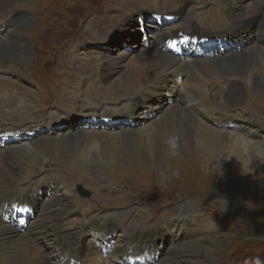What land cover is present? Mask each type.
Instances as JSON below:
<instances>
[{
  "label": "bare ground",
  "instance_id": "1",
  "mask_svg": "<svg viewBox=\"0 0 264 264\" xmlns=\"http://www.w3.org/2000/svg\"><path fill=\"white\" fill-rule=\"evenodd\" d=\"M12 1L0 0V83L9 95H15L14 90L21 87L11 80V75L22 74L16 62L22 55L14 45L31 21L16 11L3 19ZM154 8L149 12L136 8L135 27L123 23L114 36H102V41L90 37L93 42L86 40L83 45V51L101 55L98 69L93 66L97 70L94 80L86 79L91 82L87 93L95 97L97 105L103 99L133 101L134 106L126 113L118 108L91 113L78 106L63 114L39 113V122L27 129L14 122L20 120V110L11 115L8 125L0 119V264H122L130 246L135 250L132 258L144 252L154 257L159 249L152 250L156 246L146 245L141 237L145 238L148 230L142 229L146 222L141 211L137 217L132 207L127 213L102 214L100 205L97 207L101 201H91L89 207L76 205L75 184L89 182L85 172L95 170L89 166L92 163L101 166L94 171L96 175L108 166L126 172L142 171L152 163L165 166L169 158L164 140L176 131L181 136L179 152L192 150L204 165L210 164V171L220 180L234 176L246 182L252 173L264 177V149H260L264 140L259 141L258 135V140L251 141L260 129L264 130V124L244 112L238 114L245 101L236 105L246 95L264 93V0H219L198 22L184 10L160 13L159 6L157 11ZM206 17L225 29L215 32L217 35L238 38L240 49L213 57L204 55L197 43L208 33ZM103 23L107 24L105 20ZM189 35L191 38H187ZM100 44L99 51L92 49ZM114 48L119 53H113ZM239 70L242 72L235 73ZM228 73L232 74L226 76ZM23 92L32 101L22 110L38 109V94L22 88L19 95ZM83 97L90 99L85 93ZM110 112L124 117L111 124L113 117L106 116ZM67 123V129H58L59 124ZM52 162L65 163V172L54 169L47 180L41 170ZM193 165L196 168L198 163ZM7 206L15 211L7 210ZM53 213L57 219L53 221V234H49L43 228ZM160 222L149 233V242L165 231L180 236L186 219ZM119 231L122 249L104 258L102 249Z\"/></svg>",
  "mask_w": 264,
  "mask_h": 264
},
{
  "label": "rangeland",
  "instance_id": "2",
  "mask_svg": "<svg viewBox=\"0 0 264 264\" xmlns=\"http://www.w3.org/2000/svg\"><path fill=\"white\" fill-rule=\"evenodd\" d=\"M218 1L13 0L12 8L3 14V19L7 20L8 15L16 11L20 15L29 16L31 21L27 24L23 37H19L14 45V48L19 49L22 55V58L16 59L22 74L11 75V80L21 87L14 90L15 95H9L10 92L5 91L4 84L0 83V87L5 91L0 89L1 121H7L5 124L8 125V122H12L9 120L11 115L17 114L20 110L21 114L18 117L20 120L14 122L27 129L39 122L40 118L37 117L39 113L41 115L63 114L78 106L91 113L95 109L101 113L104 108L107 110L118 108L126 113L128 108L134 106L133 101L125 98L109 104L112 102L103 99L97 105L94 103L95 97L87 93L90 91L91 82L86 79L94 80L97 70L93 66L95 65L98 69L101 55L99 52L83 51V45L88 43L86 40L92 37L102 41V36L106 35L105 39L114 36L119 27L126 22L134 26L133 16L136 8L149 12L154 7L157 11L156 8L159 6L160 13L184 10L198 22L215 8ZM223 18L229 22L226 14H223ZM92 20L95 22L89 25ZM104 20L107 24L103 23ZM204 20L208 31L206 35L209 38L216 36L215 32L225 30L222 26L211 23L209 17ZM148 22L146 24H149ZM109 27H111L110 30ZM150 29L147 30L150 31ZM81 37L85 38H83L84 41ZM93 40L89 41L93 42ZM101 46L102 44L93 45L92 49L97 50ZM112 51L119 53L117 48ZM82 55L86 57L83 58ZM239 72L242 71L235 73ZM229 74L232 73L225 75ZM22 88L38 94V109L22 110L32 101L25 92L23 96L19 95ZM68 93L73 95L67 96ZM84 93L89 95L90 99L83 97ZM97 93L102 94V91L98 90ZM245 98L248 99L245 100ZM79 101L81 103L77 105ZM243 101L245 103L237 109L238 114L244 112L247 116H254L256 121L264 124V93L246 95L236 105ZM7 104L14 106L7 108ZM124 104H127L126 109L123 108ZM2 107L6 109H1ZM106 116L118 119L121 116L124 117V114L114 115L110 112ZM69 124H59L58 128L67 129ZM251 126L252 124H249L250 129H254V126L252 128ZM258 135L261 137L259 141L264 140V130L260 129L257 138L253 137L251 141L258 140ZM240 137L247 139L244 135ZM68 159L70 160V157H67ZM94 159L95 156L91 161ZM196 159H199V155L195 156L192 150H186L179 152L177 157L166 160L165 166L152 163L142 171L127 170V172L108 166L100 170L97 175L94 171L101 166L96 163L89 164L95 170L92 173L85 172L89 177L88 183L75 184L74 202L77 205L101 201L97 207L100 205L99 208L102 209L99 211L102 214L127 213L132 207L136 209L134 215L137 217L141 211L146 222L142 229L146 228L149 232L145 233L143 230L139 232L145 233L146 245L148 243L155 245L156 247H152V250L159 249L157 252H159L160 261L158 260L157 264L158 262L159 264H244L246 262L255 264L257 259L264 264V177L252 173L246 182L234 176L227 179L222 177L220 180L218 174L210 171V164L204 165L202 160L196 161ZM196 162L198 166L195 168L193 164ZM63 165L49 163L41 170L42 177L47 179L55 171L54 169L63 170ZM63 171L65 172V169ZM63 171H60L62 175ZM78 186L83 192H89L90 197H83L84 195L77 191ZM50 197L51 194L48 195V198ZM226 201L227 208L223 211ZM87 206L89 207V204ZM94 213L98 214L96 211ZM179 217L186 219V222H183L185 229L180 236L174 237L173 234L165 231L156 240L150 236L149 242V233L151 234L155 226L161 224V220L168 223ZM52 219H48L43 228L49 234H53L55 226L53 221L57 219L54 213ZM122 237L121 231L116 233L117 244L115 245L121 246L119 239L121 240ZM48 246L52 250V245Z\"/></svg>",
  "mask_w": 264,
  "mask_h": 264
},
{
  "label": "clouds",
  "instance_id": "3",
  "mask_svg": "<svg viewBox=\"0 0 264 264\" xmlns=\"http://www.w3.org/2000/svg\"><path fill=\"white\" fill-rule=\"evenodd\" d=\"M180 141H181V136H180L179 131H176L174 134H170L164 140L166 157L174 158L179 155ZM226 208H227V201L225 203V207L223 211H225ZM255 264H261V261L257 259Z\"/></svg>",
  "mask_w": 264,
  "mask_h": 264
},
{
  "label": "water",
  "instance_id": "4",
  "mask_svg": "<svg viewBox=\"0 0 264 264\" xmlns=\"http://www.w3.org/2000/svg\"><path fill=\"white\" fill-rule=\"evenodd\" d=\"M80 190H81V188H80ZM82 191V190H81Z\"/></svg>",
  "mask_w": 264,
  "mask_h": 264
}]
</instances>
